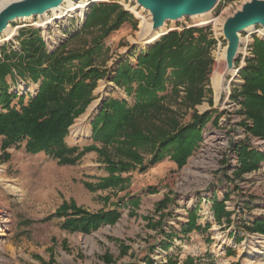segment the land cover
<instances>
[{
	"label": "rangeland",
	"instance_id": "obj_1",
	"mask_svg": "<svg viewBox=\"0 0 264 264\" xmlns=\"http://www.w3.org/2000/svg\"><path fill=\"white\" fill-rule=\"evenodd\" d=\"M247 1L217 0L206 14L166 22L164 34L187 27H209L214 42L210 77L216 54L227 44L223 23ZM100 2L121 5L135 18V26L127 21L103 38L102 50L93 65L110 75L97 81L93 99L68 128L65 142L70 147L94 143L91 123L107 97L133 104V98L127 97L110 78L120 61L135 64L137 54L157 42L142 45L137 36L140 21L151 24V14L135 0H99L86 7L84 17H63L44 28L40 25L43 17H25L9 23L16 29L13 38L0 34V58L2 49L20 52V29L39 31L49 53L69 39L72 40L65 51L86 48L92 39L100 37L96 27L82 29L91 6ZM65 4L66 1L61 6ZM46 14L52 15L51 11ZM262 30L255 25L251 33H240L234 68L224 78H232L231 72L236 71L228 90L222 89L217 97L209 78L211 98L208 100L206 95L194 109L200 114H218L217 124H207L202 141L181 167L167 155L144 171L136 167L112 175L106 169L105 156L96 150L85 152L74 164H59L56 158L26 153L24 143L6 149L9 156L5 158L0 136V264H264V236L244 226L255 219L264 220V160L259 168L237 176V154L233 150L237 143H245L264 153V140L245 138L239 105L229 97L242 84L238 73L245 59L252 57L253 38L264 39ZM8 82L9 91L25 95V101L37 92L38 84L19 79L13 84L9 77ZM183 95L180 87L176 98L167 104L178 117L186 110L179 105ZM93 102L97 104L91 109ZM192 112L187 109L182 122H187ZM145 119L151 122L149 117ZM94 144L101 147V143ZM135 150L143 161L150 156L147 147ZM106 153L115 161L120 158L114 146H108ZM110 176L120 178L119 187L91 190L85 185L96 187ZM214 200L222 202L230 213L229 222L224 216L215 220ZM64 202H73L91 213L114 208L120 216L114 224H102L87 234L69 231L63 226L66 217L54 214ZM192 209L197 211V223L203 227L208 223V227L185 233L182 228Z\"/></svg>",
	"mask_w": 264,
	"mask_h": 264
},
{
	"label": "trees",
	"instance_id": "obj_2",
	"mask_svg": "<svg viewBox=\"0 0 264 264\" xmlns=\"http://www.w3.org/2000/svg\"><path fill=\"white\" fill-rule=\"evenodd\" d=\"M135 18L117 3H95L91 6L82 29L96 27L100 37L92 39L86 48L66 49L67 43L49 53L45 42L35 29H20L18 34L20 52L1 50L0 58V136L1 149L24 143V150L30 155L44 154L56 158L59 164H74L85 152L96 150L105 157L107 171L115 172L129 168L141 171L157 164L169 155L178 167L202 141L203 129L209 122L217 124L218 114H200L194 107L206 95L210 100L208 87L212 66L209 27H187L162 35L151 47L140 51L135 64L120 61L112 73L110 82L133 98L129 105L124 99L107 97L91 123L92 142L83 147H70L65 138L74 119L82 114L93 99L92 92L99 79L109 76L108 71L94 67L93 62L102 50L105 35L118 29L123 23ZM252 57L245 59L239 71L242 84L229 97L239 105L243 116L240 125L245 138L264 140V39L254 37L251 42ZM11 83L23 80L38 84L37 92L25 101V95L9 91ZM184 95L180 106L186 108L178 114L167 104L176 98L179 88ZM17 100L13 104L14 100ZM187 109H192L187 122H182ZM150 118L151 122L148 119ZM213 118V119H212ZM149 124L146 125V121ZM114 146L118 160H113L106 152ZM144 146L150 156L143 161L135 150ZM233 150L237 154L238 168L235 175L251 172L259 168L264 153L251 148L249 144L237 143ZM119 177L110 176L91 190L119 187ZM215 220L223 216L230 221V213L222 202L213 201ZM57 217H66L63 226L69 231L90 233L102 224H114L120 216L116 209L88 212L73 202L62 203L54 212ZM197 211L188 212L187 223L182 231H203L197 223ZM246 230L264 236V220L255 219ZM165 246V245H163ZM108 255H104L107 261ZM148 262H151L147 260Z\"/></svg>",
	"mask_w": 264,
	"mask_h": 264
},
{
	"label": "water",
	"instance_id": "obj_3",
	"mask_svg": "<svg viewBox=\"0 0 264 264\" xmlns=\"http://www.w3.org/2000/svg\"><path fill=\"white\" fill-rule=\"evenodd\" d=\"M67 0H17L0 9V34L9 23L25 17L43 16L56 9ZM151 14L150 33L163 27L166 22L179 21L185 17L198 16L211 11L217 0H135ZM259 25L264 28V0H249L222 26V34L227 41L225 49L227 76L234 68V60L241 41L240 33Z\"/></svg>",
	"mask_w": 264,
	"mask_h": 264
},
{
	"label": "bare ground",
	"instance_id": "obj_4",
	"mask_svg": "<svg viewBox=\"0 0 264 264\" xmlns=\"http://www.w3.org/2000/svg\"><path fill=\"white\" fill-rule=\"evenodd\" d=\"M17 1V0H0V9L5 6L6 4ZM99 1V0H67L66 4L64 6H59L56 9L51 10V16L44 14V16H40V18L43 20L40 23V25L44 28L45 25L55 23L58 19H61L63 17L68 16H80L84 17L86 7L90 4ZM220 6V5H219ZM24 19V18H23ZM25 19H30L29 17ZM216 21V20H215ZM150 21L141 20L139 25V31H138V39L139 42L142 45L150 46L153 45L156 41L159 40V38L166 33L165 27H161L160 29L149 32L150 28ZM253 31V28L247 29V32L251 33ZM3 36L6 37V39H11L16 35V29L14 26L6 27V29L3 31ZM262 35H264V30H262ZM246 38V37H245ZM243 38V39H245ZM225 48L221 49L219 53L215 56V64L212 69V72L210 74V84L213 87L217 97L221 94L222 89H229V84L234 80L236 77V71L231 72L232 78H228L226 81L224 80V73L226 70V57H225ZM97 102H93L91 105V109L96 106Z\"/></svg>",
	"mask_w": 264,
	"mask_h": 264
}]
</instances>
